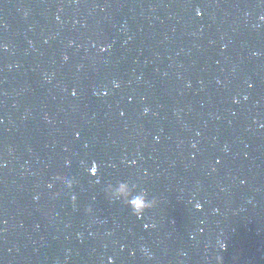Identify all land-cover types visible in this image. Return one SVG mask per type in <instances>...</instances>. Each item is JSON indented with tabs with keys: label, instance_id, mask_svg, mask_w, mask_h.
<instances>
[{
	"label": "water",
	"instance_id": "1",
	"mask_svg": "<svg viewBox=\"0 0 264 264\" xmlns=\"http://www.w3.org/2000/svg\"><path fill=\"white\" fill-rule=\"evenodd\" d=\"M262 17L0 0V264H264Z\"/></svg>",
	"mask_w": 264,
	"mask_h": 264
},
{
	"label": "clouds",
	"instance_id": "2",
	"mask_svg": "<svg viewBox=\"0 0 264 264\" xmlns=\"http://www.w3.org/2000/svg\"><path fill=\"white\" fill-rule=\"evenodd\" d=\"M200 13L197 12V15H199ZM262 20H264V17L261 18ZM101 51H103V49H101ZM93 167H95V164H93ZM94 174V173H92ZM56 179H59V177H56ZM65 186L68 189L72 188V182L71 181H67L65 183ZM124 186L121 185L120 188L117 190V193H121L123 192ZM138 203L137 204H133L131 201L128 202V207L131 211V213L136 216L137 218H140L147 210L151 209L154 206V202H150L144 199V197H137L136 198ZM75 198L73 197V202H74ZM197 211L200 210V208L196 209ZM111 264V262H110Z\"/></svg>",
	"mask_w": 264,
	"mask_h": 264
}]
</instances>
